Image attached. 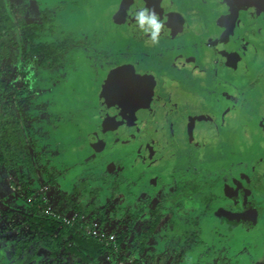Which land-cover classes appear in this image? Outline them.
<instances>
[{
	"label": "flooded vegetation",
	"instance_id": "flooded-vegetation-1",
	"mask_svg": "<svg viewBox=\"0 0 264 264\" xmlns=\"http://www.w3.org/2000/svg\"><path fill=\"white\" fill-rule=\"evenodd\" d=\"M121 1L125 4L121 19L131 20L132 25L130 36L122 33L117 41L119 50L127 52H120L118 56L122 59L121 56L124 55V61L117 59V65L113 70L109 69L111 74L106 75L103 70H98L97 62L93 61L98 58V51L96 55L93 53L88 58L81 59L83 67L80 74L85 81L88 79L90 82L91 78L101 75L102 84L81 90L85 91V97L78 104L79 114L68 117L57 110L52 116L53 122L64 128L65 133L76 128L79 135L76 140H73V136L68 141L58 138V144L60 142L66 147H105L103 157L98 155L93 165L83 171L85 177L61 201L84 203L88 208L93 206L101 216L102 228L106 232L116 233V243L119 235L128 232L124 238V243L131 240L128 248L134 246L137 236L151 234L145 252L132 251L140 264L161 261L167 255V247L159 244L173 240L178 241V247L186 237L193 240L194 244L195 240L205 237L206 233L214 240L226 242L223 246L231 241L232 236V240L236 238L240 242L243 251L242 246L246 247L244 238L249 240L254 229L259 228L258 232L262 233L264 228V166L260 165L261 160H264V97L253 96V90L257 86L264 87V0ZM155 3L160 4L163 10L157 13V18H152L160 25L158 30L147 23L155 9ZM142 9L149 11L147 15H143V25L138 18ZM32 10L36 14L34 19L37 20L28 21L23 17L16 21L26 20L38 25L37 40L39 47H43L45 45L42 39L50 24H47L38 1H35ZM153 32L156 33L155 37ZM102 35L107 36V33L102 32ZM22 40L24 46L28 47L24 35ZM10 44L9 41L2 64L4 78L8 83H14L12 93L23 91L25 97L11 105L13 119L9 121L21 125L18 146L23 159L30 158L32 165L27 162L23 165L26 175L24 180L17 177L19 181H15L10 176L8 180L15 181L12 186L16 190L22 182L23 192L20 194L26 196L31 210L33 200H42L43 203L39 204L42 212L56 217L60 222L62 219L58 215L62 214L65 207L61 206V201L58 205L53 204L59 202L61 193L54 191L52 194L50 191L58 185L64 172L59 168L52 148L46 147L44 152H40L43 145L39 140L42 139L34 131L36 127L32 121V113H28L33 107L36 92L38 95V85L33 79L35 70L24 71L29 76L24 80L23 72L22 85H16L17 68L7 69ZM26 47H21L19 52L26 50ZM50 47H55L52 53ZM62 49L63 46L57 43L48 46L51 54H60ZM129 55L133 56L136 63H145V67L142 64V72L131 62ZM234 57L244 60L239 70L233 64ZM232 75L237 79L233 80ZM38 78L41 79L40 72ZM73 78L74 76L63 83L66 87H72L64 94L59 93L64 107L72 100L71 93H78L81 89L75 88L76 81ZM6 99L7 102L13 100L10 94H7ZM185 100L183 106L182 102ZM175 101L178 102L177 111L172 104ZM162 104L167 109L159 111L157 107ZM171 110L175 113L169 114ZM17 111L23 112L25 121L18 118ZM199 119L197 129L192 124ZM93 122L97 123L95 129L89 127ZM26 129L31 135L35 157L23 147L28 138ZM100 136L105 137L104 140ZM239 139H248L252 144L248 140L245 143L238 142ZM227 142L229 147H233V151L227 157L228 160L222 162V166L231 167L228 170L230 177L220 187L219 179H210L208 173L218 164L211 157L217 153H225L223 147ZM249 147H260V151L256 153ZM182 148L202 149L203 154L197 165L190 169L186 165L183 169L177 167L175 163L182 155L179 153ZM172 149L174 151L169 152ZM208 156L211 157L205 160ZM209 160L213 163H208ZM0 169L5 170L3 166ZM165 169L167 171L163 172ZM40 171L42 186L39 189L31 186L27 174H39ZM47 175L56 176V183H45ZM89 177L100 179L96 186L103 187L99 191L101 197L92 195L81 187L82 182ZM134 180H138L139 190H146L151 195L149 205L142 201H128L126 213H123L125 209L122 206L113 213H107L105 208L97 211L99 202ZM73 183L75 184L74 181ZM29 190L37 193L29 197ZM134 190L130 185L127 193L132 195ZM91 199L93 203L89 204ZM196 199L191 212L186 215V206ZM49 208L55 209L54 214L48 213ZM17 211L19 210L11 209L8 219L13 218ZM173 216L180 217L179 221L175 224L176 227L167 230L168 225L173 224ZM140 223H146L144 228L139 227ZM19 225L21 224L11 227L20 228ZM148 225L149 228L145 231ZM65 226L60 224L59 230ZM193 234L195 235L192 237ZM19 244L14 254L16 261L11 264L50 262L48 259L40 261V256L32 259L30 252H19ZM120 251L114 254L107 252L102 258L113 264H125ZM225 251L226 246L222 253ZM162 253L164 255L158 257ZM60 256L62 263L67 264L71 260L65 252ZM51 258L53 261L50 264L60 261L56 257ZM2 260L0 259V264H3ZM71 263L78 264L74 261ZM210 263L226 264L215 259Z\"/></svg>",
	"mask_w": 264,
	"mask_h": 264
},
{
	"label": "rangeland",
	"instance_id": "rangeland-1",
	"mask_svg": "<svg viewBox=\"0 0 264 264\" xmlns=\"http://www.w3.org/2000/svg\"><path fill=\"white\" fill-rule=\"evenodd\" d=\"M35 1H38L40 9L44 12V16L47 18V24H50L49 29L46 28L42 39L45 45L44 51L42 53H37L35 56H33V54L28 55L30 51L33 52V49L39 48L37 47L39 44L36 46H24L22 40L23 34L21 28H19L16 32V40L10 44V58L7 62V69L8 67L10 69L17 68L16 85L19 87L22 85V73L24 71L35 70L33 72V79L35 80L36 85H38V95L36 92L33 107L30 108L28 113H32V121L35 122L34 127H36L34 131L35 133L37 132V135L42 139L39 140L42 142L41 145H43L40 152H44L46 147H49L50 149L52 148L54 158L59 162L57 164H59V168L64 172L58 185H55L50 191L52 194L54 191H59L57 194L61 193L60 196L58 195L60 198L58 199L59 202L56 201L55 204H53L54 206L58 205L61 199H64L62 197L65 196L67 192H70L71 189H74L76 184L85 177L83 171L93 165L94 161L98 158V155H102L103 157L105 147H89V145L87 147H66L65 145L60 144V142L59 146L57 143L58 138H62L61 141H68L69 138L73 136V140H76L79 135H77L76 128L70 133H65L66 130L64 128L57 126L53 122L52 116L57 110L62 111L68 117L79 114L77 112V109H79L78 104L82 102L85 97V91L83 92L81 90L84 88L91 89L103 82L102 77L100 78L101 75L91 78L92 80L90 82L88 79L85 81L82 74H80L83 67L80 60L88 58L93 53L96 55V52L98 51L100 53L98 58L96 57L93 59L94 62H97L96 66L98 70H103L106 75L107 73L111 74L109 69L113 70V67L117 65V59H121L118 57L121 54L120 52L124 54L127 53L125 50H119L117 41L122 33H125L127 37L130 36L129 34H131L132 25L130 24L131 20L126 19L123 21V19H121V16L125 11V4L121 0H7L16 20H20L24 17L28 19V21L37 20L34 19V15L36 14L33 13V10L35 8L32 10L33 6H35ZM153 8L155 9L152 11V15L148 17L149 19L157 18V13L160 12V10L163 12L160 4H153ZM148 13V10L142 9L138 14V18H140L141 15H147ZM102 32H106L107 36H103ZM54 43L63 46L60 54H51L49 52L48 46ZM21 47H26V50L19 52ZM121 57V60L124 61L125 56L122 55ZM128 57L132 59L131 62L136 65L137 69L142 72V64H144L145 67V63H136L133 56L129 55ZM125 61H128V59H125ZM242 62H244V60L237 57L233 58V64L236 65L237 70L241 68ZM39 72L41 79L38 78ZM234 75L231 77L233 80H236L237 78ZM73 76V80L76 81L75 88L78 87L81 89L78 93L75 91L71 93L73 98L68 101V106L64 107L62 105L63 99L61 98V95L59 96V93L64 94L65 91L72 87V85L66 87L63 83L70 81ZM105 78L106 77H104V80ZM245 79H247V77ZM257 95L264 97L263 86H257L253 90V96ZM186 98L187 96L185 99ZM185 102L186 100L182 102L183 106H185ZM172 104H174L175 110L177 111L178 102L175 101ZM157 109L159 111H164L167 109V106L162 104L157 107ZM16 113L20 120L25 121V116L22 111H17ZM168 113L173 114L175 112L171 110ZM225 119L229 120L227 117H225ZM209 120H211V118ZM199 123L200 119L195 120L192 125L198 129ZM95 126H97L96 122L89 125L91 128H94ZM26 131L28 133V138L23 144V147L28 153L35 157L36 153L33 144L31 143V135L28 129H26ZM262 131H264V127L262 128ZM221 137H223L222 134ZM100 138L101 140H104L105 137L103 138V136H100ZM246 140L239 139L238 142L245 143ZM250 143L251 142L249 141V144ZM249 148L256 153L260 151V147ZM232 149L233 147H229V143L227 142V145L223 147L225 153H217L216 156H208L205 159L208 160L211 157L212 160L218 162V164H215L212 172H209L208 175L210 179H219V186L224 185L225 181L230 177L228 170L231 167L227 166L224 168L222 162L228 160L227 157L232 153ZM172 151H174V149L169 150V152ZM101 152H103V154ZM179 153L182 155L178 158L179 161L175 163L177 164V167L183 169L186 165V167L190 169L192 166L198 164L203 151L202 149L191 150L182 148ZM208 163L212 164L213 161L209 160ZM260 165L264 166V160H261ZM109 171L110 170L108 169L107 172ZM165 171L167 170L165 169L163 172ZM7 176H10L15 181H19L14 173H9L7 175L4 170L0 169V259H3V264H11L16 261L14 254L19 243L24 241H30L33 244L36 243L34 241L35 234L31 232L29 227H20L16 229H12L11 227L14 224H22L26 216L32 213V210L28 206L26 196L20 194L23 192L22 182H20L21 184L16 190L8 178H5ZM27 178L32 187L35 186V188L40 189L42 186L41 171L39 174L28 173ZM137 182L138 180L129 182V184L135 189L132 195L127 193V188L130 185H124L119 192L116 190L107 197V199L103 200L101 203L99 202L97 211L105 208L107 213H113L122 206L125 209L123 213H126L128 210V207H126L128 201H142L149 205L151 195L146 190H139ZM142 184L141 186L144 185ZM195 201H197V199L192 200V202H190L191 204L186 206V215L191 212L196 203ZM92 203L93 199L90 200L89 204ZM29 204L31 205V203ZM60 204L65 207V209L62 210L64 213L65 211L69 212L74 209V206L67 200H62ZM11 209H18L19 211L13 214V218L8 219V212ZM179 218L180 217L175 218L173 216V224L168 225L167 230H172L173 227H176L175 224L179 221ZM89 219L93 220L94 225H100L102 228V225L99 224L101 223L99 212L93 211L90 214H87V220ZM185 221H187V219H185ZM145 224L140 223L139 227L144 228ZM183 227H185V225L182 226V228ZM208 227H210V224H208ZM148 228L149 225L144 230L146 231ZM258 231L259 228H256L251 232L250 235L252 237L249 239L251 241L244 238L243 241H246V247L242 246L243 251H241L240 242L238 243L236 238L232 240L231 236V241L225 245V253H222L225 247L222 244H225L226 242H223L222 240H214L212 237L208 236L207 233L205 234V237L202 236L195 240L194 244L192 243L193 240L190 241V238L186 236L188 242H186L187 239H184V243L182 245L180 244L178 247V241L173 240L169 243L159 244L161 247H167V255H164V253L160 254L158 257L164 255V258L161 261H151V264H212L210 263L212 259H215V261H224L226 264H264V228L262 232L263 234ZM107 233L108 235L116 236V233L113 231H107ZM194 235L195 234H193L192 237ZM176 239L179 238L176 237ZM130 242L131 240H128L120 249V257L125 264H131L128 259L130 258L131 252L127 251V246ZM33 250L34 248H31L30 253H33ZM39 256L41 258L40 261L46 259L50 260V262L48 261V263H46L44 261L42 264H50L51 261H53L50 251L46 248L39 251ZM61 260L62 259H60V261L56 260L53 264H65V262L62 263ZM125 260H127V262ZM101 264L113 263L107 262L104 259Z\"/></svg>",
	"mask_w": 264,
	"mask_h": 264
},
{
	"label": "trees",
	"instance_id": "trees-1",
	"mask_svg": "<svg viewBox=\"0 0 264 264\" xmlns=\"http://www.w3.org/2000/svg\"><path fill=\"white\" fill-rule=\"evenodd\" d=\"M12 13L13 12L7 0H0V166L5 168L4 171L7 175L10 172H14L16 177L24 180L26 175L23 172V165L26 162L29 165L32 164L30 158L27 160H25V158L23 159V154L18 146L17 141L21 131V125L18 123L13 124L9 120L11 118L13 119L11 105L13 106L15 102L21 101V99L25 97V93L23 91L12 93V90L15 87L14 83L10 84L4 78L2 64L7 54L6 48L8 42L10 41V43H12L16 40V32L19 27H21L29 46H36L38 44V25L28 23L26 20L17 22ZM37 47L39 46L37 45ZM44 48L45 46L39 47L33 49L34 53L32 51L30 52L36 55L37 53L43 52ZM53 48L55 49V47L49 48L51 53L53 52ZM28 76L29 74L24 72V80H26ZM7 94L12 96L13 100L11 102H9V100L7 102ZM5 178L10 177L7 176ZM56 181V176L47 175L45 178V183L47 184H54ZM99 181L100 179L89 177L82 182L81 187L85 189L86 192H89L92 195L97 194L101 197L102 195L99 194V191H101L103 187L96 186ZM11 184L14 185L15 181L11 180ZM30 191L31 190H29V197H33L35 193H37L36 191ZM32 203V213L28 214L23 223L19 226L29 227L31 232L35 234L34 241L36 243L33 244L30 241L22 242L18 246L19 252H31V248H34L33 253H30L29 255L32 259L39 257V251L45 248L50 251L51 256L58 259H60V255L65 252V255L71 259L67 264H72V261L78 264H100L105 253H116L114 247L109 245L107 240L100 241L97 236L87 232L89 224L81 226L80 224L69 225L64 223L63 220L58 222L56 217H51L42 212L39 205L43 203L42 200H39L38 202L33 200ZM70 203L74 206V209L65 213L62 211L61 213L63 216L74 211L79 219H82L85 215L91 213L92 210L95 211L93 206L91 208H85L87 205L84 203ZM60 224H65L66 226L59 230ZM127 233L128 232L119 235L117 243L119 250L125 242L124 238ZM150 235L137 236V241H135L134 246L127 249V251L131 252L130 258L128 259L132 261V264H140V261L135 258L134 253L136 251L142 253L145 252L148 246V241L150 240Z\"/></svg>",
	"mask_w": 264,
	"mask_h": 264
},
{
	"label": "built area",
	"instance_id": "built-area-1",
	"mask_svg": "<svg viewBox=\"0 0 264 264\" xmlns=\"http://www.w3.org/2000/svg\"><path fill=\"white\" fill-rule=\"evenodd\" d=\"M48 213L54 214L53 209L49 208ZM58 216L60 219L64 221V223L69 224V225L80 224L81 226H83L84 224H89L88 226L89 229H87V232L89 234H94L100 239V241L107 240L108 244L114 247V249L116 250V253H119V248L116 243V237L112 235H108L106 230L101 228L100 225L98 226L94 225L92 219L87 220V215H85V217H83L82 219H79L78 215L75 212H73L72 214L64 215V216L62 214Z\"/></svg>",
	"mask_w": 264,
	"mask_h": 264
},
{
	"label": "clouds",
	"instance_id": "clouds-1",
	"mask_svg": "<svg viewBox=\"0 0 264 264\" xmlns=\"http://www.w3.org/2000/svg\"><path fill=\"white\" fill-rule=\"evenodd\" d=\"M140 23L143 25L145 23V17L143 15L140 16ZM147 23L152 25L153 28L159 29L160 25L156 23L155 19H149L147 20ZM156 33L153 32V36L155 37Z\"/></svg>",
	"mask_w": 264,
	"mask_h": 264
},
{
	"label": "water",
	"instance_id": "water-1",
	"mask_svg": "<svg viewBox=\"0 0 264 264\" xmlns=\"http://www.w3.org/2000/svg\"><path fill=\"white\" fill-rule=\"evenodd\" d=\"M149 33H151V32L149 31Z\"/></svg>",
	"mask_w": 264,
	"mask_h": 264
}]
</instances>
